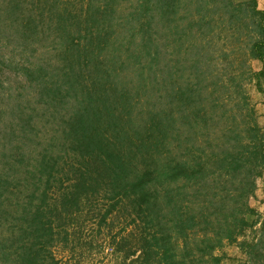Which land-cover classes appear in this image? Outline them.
I'll return each mask as SVG.
<instances>
[{
    "label": "trees",
    "instance_id": "obj_1",
    "mask_svg": "<svg viewBox=\"0 0 264 264\" xmlns=\"http://www.w3.org/2000/svg\"><path fill=\"white\" fill-rule=\"evenodd\" d=\"M127 1L123 11L124 0H0V44L22 55L34 91L7 105L0 127V264H60L54 249L75 256L91 245L89 225L115 264H219L215 251L256 223L244 217L264 169L254 108L238 123L244 138L214 160L231 187L211 195L209 166L188 144L192 96L178 102L174 90L167 109L139 112L129 85L153 81V32L173 0ZM229 4L251 30L247 56L264 65V8ZM253 73L260 90L264 68Z\"/></svg>",
    "mask_w": 264,
    "mask_h": 264
},
{
    "label": "rangeland",
    "instance_id": "obj_2",
    "mask_svg": "<svg viewBox=\"0 0 264 264\" xmlns=\"http://www.w3.org/2000/svg\"><path fill=\"white\" fill-rule=\"evenodd\" d=\"M230 1L247 0H173L168 3L167 12L159 19L160 30L153 32L160 46L150 72L153 81L146 78L141 84L144 87L135 90L140 84L136 76L131 79L132 83L129 80L135 110L139 112L144 108L147 111L159 107L167 109L172 104L174 90L177 93L173 99L178 102L187 94L192 96L199 112L191 115L188 144L193 158L209 166L211 195L231 187L226 179L228 176L215 172L214 160L216 162L215 157L222 150L220 147L244 138L238 123L251 120L250 107L255 110L257 122L264 126V75L259 78V90L253 73L264 65L247 56L246 42L252 33L245 25V14L230 11ZM257 1L258 6L264 8V0ZM121 4L123 11H127L129 2L124 0ZM136 29L131 39L133 46L139 38ZM137 54L142 58L146 53L141 50ZM22 61V55L15 49L3 42L0 44V127L7 105L15 100L25 103L34 93L21 71ZM137 65L143 77H147L149 73L143 59ZM247 200L256 213L246 212L244 217L249 223L254 220L256 223L239 234L235 241H225L215 251L221 256L219 264H264V169L255 178L253 194ZM96 233L95 225L86 226L83 237L91 240V245L79 249L75 256L56 247L54 252L60 264H115L116 255Z\"/></svg>",
    "mask_w": 264,
    "mask_h": 264
}]
</instances>
